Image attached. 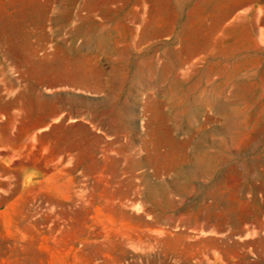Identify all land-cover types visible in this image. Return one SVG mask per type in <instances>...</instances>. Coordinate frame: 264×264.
<instances>
[{
    "label": "rangeland",
    "instance_id": "1",
    "mask_svg": "<svg viewBox=\"0 0 264 264\" xmlns=\"http://www.w3.org/2000/svg\"><path fill=\"white\" fill-rule=\"evenodd\" d=\"M0 264H264V0H0Z\"/></svg>",
    "mask_w": 264,
    "mask_h": 264
}]
</instances>
